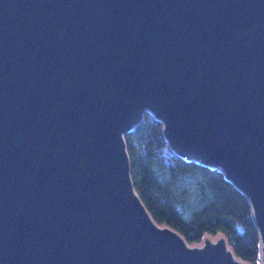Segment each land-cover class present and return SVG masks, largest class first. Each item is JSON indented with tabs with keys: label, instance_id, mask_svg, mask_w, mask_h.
I'll return each instance as SVG.
<instances>
[{
	"label": "water",
	"instance_id": "water-1",
	"mask_svg": "<svg viewBox=\"0 0 264 264\" xmlns=\"http://www.w3.org/2000/svg\"><path fill=\"white\" fill-rule=\"evenodd\" d=\"M145 111L246 196L264 264V0H0V264H251L151 217Z\"/></svg>",
	"mask_w": 264,
	"mask_h": 264
},
{
	"label": "trees",
	"instance_id": "trees-1",
	"mask_svg": "<svg viewBox=\"0 0 264 264\" xmlns=\"http://www.w3.org/2000/svg\"><path fill=\"white\" fill-rule=\"evenodd\" d=\"M133 188L159 224L188 243L223 235L236 256L259 261V239L246 196L217 167L185 159L168 146L149 112L124 134Z\"/></svg>",
	"mask_w": 264,
	"mask_h": 264
}]
</instances>
